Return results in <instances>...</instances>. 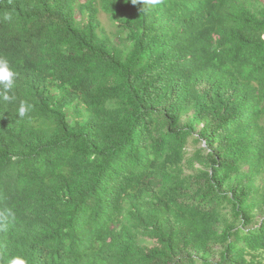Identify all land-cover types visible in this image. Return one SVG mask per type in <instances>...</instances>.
<instances>
[{
  "label": "trees",
  "instance_id": "16d2710c",
  "mask_svg": "<svg viewBox=\"0 0 264 264\" xmlns=\"http://www.w3.org/2000/svg\"><path fill=\"white\" fill-rule=\"evenodd\" d=\"M0 57V264H264L261 0H0Z\"/></svg>",
  "mask_w": 264,
  "mask_h": 264
},
{
  "label": "clouds",
  "instance_id": "9594fccd",
  "mask_svg": "<svg viewBox=\"0 0 264 264\" xmlns=\"http://www.w3.org/2000/svg\"><path fill=\"white\" fill-rule=\"evenodd\" d=\"M131 3L133 5H142L145 3L157 5L161 3V0H131ZM4 19L10 20L11 16L6 15ZM16 75L17 73L10 67L8 60L6 58L0 57V88H2V91H0V98H2L4 101L15 100V97L9 96L8 92L14 87ZM31 109V104L21 100L17 109L18 116L20 118L25 117L28 115ZM14 215L15 213L11 209L0 210V222H7L9 219L14 218ZM4 226L6 227V223ZM8 264H27V261L20 256L13 255L8 261Z\"/></svg>",
  "mask_w": 264,
  "mask_h": 264
},
{
  "label": "rangeland",
  "instance_id": "374dc122",
  "mask_svg": "<svg viewBox=\"0 0 264 264\" xmlns=\"http://www.w3.org/2000/svg\"><path fill=\"white\" fill-rule=\"evenodd\" d=\"M264 3V0H261ZM101 18L104 22V25L108 28V29H112L111 26V21L108 19V17L104 14L101 13ZM186 118V117H185ZM200 146H204V143H200V144H196L193 140L190 141V145H189V150H194L195 147H200ZM148 244V243H147Z\"/></svg>",
  "mask_w": 264,
  "mask_h": 264
}]
</instances>
